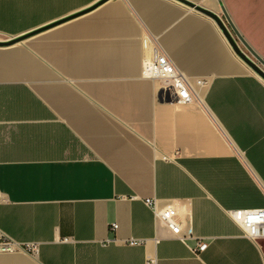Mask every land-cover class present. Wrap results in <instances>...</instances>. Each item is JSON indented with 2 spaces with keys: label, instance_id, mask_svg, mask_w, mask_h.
<instances>
[{
  "label": "crops",
  "instance_id": "obj_1",
  "mask_svg": "<svg viewBox=\"0 0 264 264\" xmlns=\"http://www.w3.org/2000/svg\"><path fill=\"white\" fill-rule=\"evenodd\" d=\"M100 1L0 0V36L39 31L0 48V243L18 247L0 264H264L237 222L264 209V82L175 0L63 21ZM187 1L223 9L264 60V0ZM157 52L204 81L201 103L159 101L143 72ZM144 199L176 206L184 244Z\"/></svg>",
  "mask_w": 264,
  "mask_h": 264
},
{
  "label": "built area",
  "instance_id": "obj_2",
  "mask_svg": "<svg viewBox=\"0 0 264 264\" xmlns=\"http://www.w3.org/2000/svg\"><path fill=\"white\" fill-rule=\"evenodd\" d=\"M144 76L158 81L162 91H168L169 95L176 103H190L202 101L199 99L197 89L205 88V83L202 80L191 82L182 75L164 53L157 52L152 61L144 64ZM5 201L0 193V204ZM144 205L152 212L156 224L166 228L171 237L177 239L181 243H185L186 236L182 233V226L177 221V210L173 203H167L164 206H159L155 199H144ZM238 224L243 235L255 244L264 242V209H250L238 213ZM116 225H112V229H116ZM141 241L131 240L128 245H140ZM207 247L206 243L197 241L196 246L190 248L193 256L203 252ZM17 247L13 242L5 240L0 243V250L5 252L14 251ZM31 253H36L35 245H27L25 247ZM145 264H156V260L148 258Z\"/></svg>",
  "mask_w": 264,
  "mask_h": 264
},
{
  "label": "water",
  "instance_id": "obj_3",
  "mask_svg": "<svg viewBox=\"0 0 264 264\" xmlns=\"http://www.w3.org/2000/svg\"><path fill=\"white\" fill-rule=\"evenodd\" d=\"M105 1H107V0H102V1L98 2L96 5H94L93 7H91L90 9H87L85 11H81L80 13L72 15V16L64 19L63 21L72 19V18L80 16V15H82V14L88 12V11H91L92 9L96 8L97 6H99L100 4H102ZM175 1L186 5L190 9H193L195 12L200 13V14L206 16L207 18H209L210 20H212L215 23V25L217 26V28L219 29V31L221 32V34L224 37V39L226 40V42L229 45V47H230L231 51L233 52V54L251 72H253L259 79H261L264 82V60L250 46H248L245 43V41L240 36L238 31L235 29V27L233 26V24H232L231 20L229 19L228 15L225 13V11L223 9H222V15H223L226 23L228 24V26L232 30L233 34L235 35L236 39L240 42V44L242 45V47L245 49V51L247 53L245 51H243L241 49V47L238 45V43L236 42L234 37L231 35L229 30L225 26V23H224L223 19L220 16H218L217 14H215V13H213V12H211V11H209V10L199 6V5H195L194 3H191V2H189L187 0H175ZM63 21H61V22H63ZM56 24H58V23H56ZM38 32L39 31H35V32L30 33V34L25 35V36L12 37V38H8L6 40H0V48L8 47V46L14 45L16 43H19L22 40H24L26 37L34 35V34H36ZM158 99L161 102H172V101H174L172 99V97L169 95L168 91H162V90H160V92L158 94Z\"/></svg>",
  "mask_w": 264,
  "mask_h": 264
},
{
  "label": "rangeland",
  "instance_id": "obj_4",
  "mask_svg": "<svg viewBox=\"0 0 264 264\" xmlns=\"http://www.w3.org/2000/svg\"><path fill=\"white\" fill-rule=\"evenodd\" d=\"M221 18L223 19L224 23H225V26L227 27V29L229 30V32L231 33V35L234 37V39L236 40V42L238 43V45L241 47V49L243 51H245V49L242 47V45L240 44V42L236 39L235 35L233 34L232 30L230 29V27L228 26V24L226 23L223 15H221ZM7 38L6 37H3V36H0V40H6ZM246 52V51H245ZM247 53V52H246ZM263 247H264V242H261L260 243Z\"/></svg>",
  "mask_w": 264,
  "mask_h": 264
},
{
  "label": "bare ground",
  "instance_id": "obj_5",
  "mask_svg": "<svg viewBox=\"0 0 264 264\" xmlns=\"http://www.w3.org/2000/svg\"><path fill=\"white\" fill-rule=\"evenodd\" d=\"M182 74V73H181ZM198 96H199V99L201 100V95L200 94H198Z\"/></svg>",
  "mask_w": 264,
  "mask_h": 264
}]
</instances>
